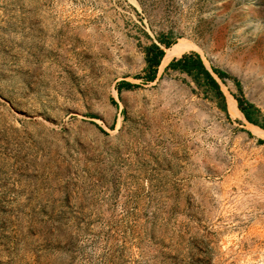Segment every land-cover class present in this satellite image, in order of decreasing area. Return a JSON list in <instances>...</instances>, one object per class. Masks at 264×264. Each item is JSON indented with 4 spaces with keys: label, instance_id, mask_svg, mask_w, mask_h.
I'll list each match as a JSON object with an SVG mask.
<instances>
[{
    "label": "rangeland",
    "instance_id": "1",
    "mask_svg": "<svg viewBox=\"0 0 264 264\" xmlns=\"http://www.w3.org/2000/svg\"><path fill=\"white\" fill-rule=\"evenodd\" d=\"M159 40L241 84L227 112L144 81ZM228 94L264 126V0H0V264H264V140Z\"/></svg>",
    "mask_w": 264,
    "mask_h": 264
},
{
    "label": "trees",
    "instance_id": "2",
    "mask_svg": "<svg viewBox=\"0 0 264 264\" xmlns=\"http://www.w3.org/2000/svg\"><path fill=\"white\" fill-rule=\"evenodd\" d=\"M159 43L167 49L171 47V44H168L163 40H159ZM164 56L165 52L160 45L153 44L145 48L146 76L144 81L146 83H152L157 79L158 69H160ZM167 69L186 75L192 80L195 86L213 93L225 112H227L226 97L221 90L218 79H232L239 92H242L241 84L237 80L221 70L215 68L209 70L205 66L200 55L195 53L183 55L179 59H174L168 64ZM132 87L133 84L130 82H122L118 86V91H120L121 88L130 89ZM234 99L236 100L238 110L243 114L247 122L264 130V126L261 125L256 118V116L260 115V110L255 105L247 102L242 96H234Z\"/></svg>",
    "mask_w": 264,
    "mask_h": 264
},
{
    "label": "bare ground",
    "instance_id": "3",
    "mask_svg": "<svg viewBox=\"0 0 264 264\" xmlns=\"http://www.w3.org/2000/svg\"><path fill=\"white\" fill-rule=\"evenodd\" d=\"M194 49V45L187 46L184 41H179L177 44L165 50V56L162 60L160 69H164L172 60L182 57L188 48ZM198 49V48H197ZM228 111L232 119L245 120L243 114L238 110L235 99L228 94L227 97ZM247 128L255 137L264 140V130L246 122Z\"/></svg>",
    "mask_w": 264,
    "mask_h": 264
}]
</instances>
